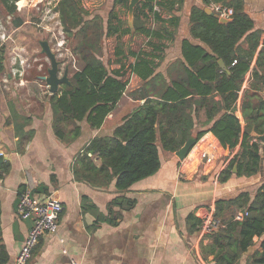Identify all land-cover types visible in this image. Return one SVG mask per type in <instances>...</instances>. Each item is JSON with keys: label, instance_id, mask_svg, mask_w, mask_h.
<instances>
[{"label": "trees", "instance_id": "obj_1", "mask_svg": "<svg viewBox=\"0 0 264 264\" xmlns=\"http://www.w3.org/2000/svg\"><path fill=\"white\" fill-rule=\"evenodd\" d=\"M17 1L0 0V6L19 21L15 16ZM18 3L23 4L24 0ZM128 3L129 0H114L113 6L122 4L128 8ZM174 3L141 0L134 8L130 28L113 10L104 20L84 8L79 0L57 1L54 9L59 13L62 31L80 63L68 77V83L59 84L55 93L45 95L53 132L61 141L77 138L81 121H86L90 128H100L126 91L125 65L116 69L107 66L102 59L103 39L133 32L144 35L148 43L147 50H128L133 59L127 70L141 81L140 103L121 116L111 134L94 136L76 154L72 165L76 180L99 187L114 181L118 191H125L159 169L161 151H177L193 134L197 139L207 131L232 154L218 175L221 182L233 174L250 177L264 169V143L252 134L264 132L261 32L253 29L243 0H202L205 6L221 4L232 8L230 20L223 23L216 15L193 8L189 33L199 43L184 38L181 57L172 60L164 74L156 70V60H162L166 44L173 40L175 32L168 25L177 26L178 17L165 18L155 7L171 11ZM150 17L160 27H147L145 22ZM243 38L246 45L241 44ZM114 54L122 57L124 51L116 47ZM219 59L225 69L220 67ZM4 70V55L0 51V73ZM198 124L207 128L194 133ZM15 134L18 142L24 144L33 130L15 126ZM8 167L6 161L0 163V179ZM135 203V199L116 196L109 202L106 215L91 204L96 213L92 229L100 222L117 225L122 211L133 208ZM233 207L247 211V215L242 220L233 219L234 212L222 215ZM214 209L225 226L210 235L211 242L206 247V252L213 255V264H239L245 253V264H264V178L254 194L241 190L230 198L217 200ZM191 218L189 214L187 229L194 231L200 221L191 224ZM6 260L0 245V264Z\"/></svg>", "mask_w": 264, "mask_h": 264}, {"label": "crops", "instance_id": "obj_2", "mask_svg": "<svg viewBox=\"0 0 264 264\" xmlns=\"http://www.w3.org/2000/svg\"><path fill=\"white\" fill-rule=\"evenodd\" d=\"M174 2L171 11L166 10L164 14L165 18L178 17L177 26L168 25L175 32L172 41L175 49L170 53L167 51L170 48H165L161 62L164 64L181 57L180 45L184 38L199 43L189 33L191 10L212 9L203 5L202 0ZM243 4L253 20V29L261 32L260 47L264 44V0H243ZM20 28L17 27V31ZM241 44L246 45L244 38ZM6 75L0 73V154L9 164L0 179V245L7 255L4 264H15L32 225L30 219H22L16 213L19 193L25 188H30L40 199L53 195L63 205L57 231L40 236L26 264H69L71 259L81 264H213V255L206 252L210 236L202 237L198 229L189 231L187 217L192 215L189 220L192 224L205 207L214 208L217 200L244 190L246 177L233 174L225 182L218 179L232 154L229 149V154L218 153L212 143L207 142L208 139L218 141L212 132L207 131L197 139L193 134L196 141L182 159L176 151H161L159 169L125 191H118L114 181L104 187L93 186L75 179L74 158L94 136L111 134L121 117L109 114L98 129L81 121L80 135L69 142L61 141L53 132L45 92L41 89L29 94L30 90L23 87L28 80L15 79L10 73ZM262 94L264 96V88ZM200 119H204L203 114ZM15 126L24 131L32 129V137L24 144L19 143ZM206 128L198 124L194 133ZM201 151L210 153L213 160L205 162L199 156ZM119 195L135 199L134 207L122 211L117 225L100 222L92 229L96 213L91 204L101 215H106L109 202ZM233 210L234 207L226 209L222 215L236 211ZM246 257L247 253L239 264H245Z\"/></svg>", "mask_w": 264, "mask_h": 264}, {"label": "rangeland", "instance_id": "obj_3", "mask_svg": "<svg viewBox=\"0 0 264 264\" xmlns=\"http://www.w3.org/2000/svg\"><path fill=\"white\" fill-rule=\"evenodd\" d=\"M57 1L25 0L24 4L21 3L20 5H17V1L15 16L18 15L19 21L18 18L13 20L14 16L7 14L0 6V51L4 55V60H6V68L1 75L6 77V74L10 73L15 79L28 80L23 87L30 90L29 94H31V91L38 93L41 89L45 92V95L49 92L47 83L40 77L48 75L50 60L46 53L41 51L40 41H46L54 54L58 62L59 76H62L66 71L68 78L80 65L78 58L71 50L70 41L62 31L59 13L54 9ZM79 1L84 8L101 15L104 20L108 11L118 12L122 20L130 28H133V19L131 21V18H129L128 8L122 9L118 5L113 6L114 0ZM158 10L163 17L166 16L164 14L166 10ZM25 21L26 23L23 25ZM145 25L150 28L160 27L159 24L153 22V19L146 21ZM17 27H21L19 31H17ZM172 41L166 44V48H170L166 50L170 53L175 49V44ZM116 47H120L124 51L122 57L114 54ZM129 49L133 51L147 50V38L142 34L132 32L126 35L108 36L103 39V61L110 69H116L123 65H125L126 69L125 78L128 81L126 91L112 114L117 118H120L134 108L137 103H140L138 101V90L140 89L141 81L127 70L128 63L133 59L129 57ZM166 50L164 49L162 60H156V64H158L156 66H159L158 70L164 73L167 65L171 62L161 63ZM13 68H16L19 72L13 73ZM207 142H211L218 153L229 154V150L221 146L218 141L215 142L208 139ZM263 178L264 169L261 168L255 175L244 178L245 183H243L242 187L244 188L242 189L246 188L250 194H254ZM235 209L237 208L234 207Z\"/></svg>", "mask_w": 264, "mask_h": 264}, {"label": "built area", "instance_id": "obj_4", "mask_svg": "<svg viewBox=\"0 0 264 264\" xmlns=\"http://www.w3.org/2000/svg\"><path fill=\"white\" fill-rule=\"evenodd\" d=\"M211 6L218 18L230 20L233 14L232 8L221 4H212ZM12 70L13 73L19 72L16 68ZM200 157L207 163L213 160V156L207 151H201ZM62 210L61 201L53 195L40 199L33 195L30 188H25L19 193L16 213L22 219H30L32 225L16 256L15 264H26L40 236L44 233L57 231ZM245 215H247V211L238 209L234 212L233 219L242 220ZM199 221L198 232L202 237H208L225 226L223 221L215 215V210L212 207L202 209ZM69 264H81V262L71 259Z\"/></svg>", "mask_w": 264, "mask_h": 264}, {"label": "water", "instance_id": "obj_5", "mask_svg": "<svg viewBox=\"0 0 264 264\" xmlns=\"http://www.w3.org/2000/svg\"><path fill=\"white\" fill-rule=\"evenodd\" d=\"M140 1L141 0H129V3H128V15H129V18H131V21L133 19L134 8ZM204 10L208 14L215 15V13L209 7H205ZM219 21L225 23V22L229 21V19L219 18ZM40 45L42 47L41 48L42 52H45L46 55L48 56V59L50 60V68L48 70V75L47 76H43L42 78L46 81V83L48 85V91L50 93H55L57 91V89H58V85L59 84L68 83L67 73L65 71L62 76L58 75V62H57L54 54L51 52V49H50L48 43L46 41H40ZM218 62H219L220 67L225 69V66H224L222 60L219 59ZM252 134L254 135V137L257 140H259L261 143H264V132L261 133V134H255V133H252ZM195 141H196V139L194 137H189L185 141L183 146H181L176 151V155H178V157L180 159L185 157L187 155V153L189 152L190 148L194 145ZM1 162H3V155L2 154H0V163Z\"/></svg>", "mask_w": 264, "mask_h": 264}, {"label": "bare ground", "instance_id": "obj_6", "mask_svg": "<svg viewBox=\"0 0 264 264\" xmlns=\"http://www.w3.org/2000/svg\"><path fill=\"white\" fill-rule=\"evenodd\" d=\"M18 5H20V4L18 3Z\"/></svg>", "mask_w": 264, "mask_h": 264}]
</instances>
